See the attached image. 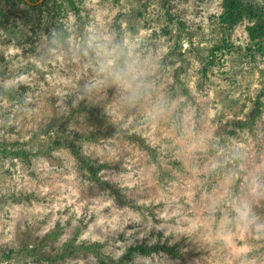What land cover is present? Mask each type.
I'll return each mask as SVG.
<instances>
[{
    "label": "rangeland",
    "instance_id": "rangeland-1",
    "mask_svg": "<svg viewBox=\"0 0 264 264\" xmlns=\"http://www.w3.org/2000/svg\"><path fill=\"white\" fill-rule=\"evenodd\" d=\"M43 1L0 0V150L35 152L0 155V264H99L81 244L118 259L156 241L180 256L133 262L264 264V232L236 215L247 203L264 223V107L253 126L234 125L264 101L256 21L231 25L226 0ZM239 1L264 14V0ZM89 35L133 57L136 98L74 52ZM98 130L76 142L120 196L68 148L42 153Z\"/></svg>",
    "mask_w": 264,
    "mask_h": 264
},
{
    "label": "trees",
    "instance_id": "trees-1",
    "mask_svg": "<svg viewBox=\"0 0 264 264\" xmlns=\"http://www.w3.org/2000/svg\"><path fill=\"white\" fill-rule=\"evenodd\" d=\"M46 1L47 0H44L43 3ZM226 7L228 8V19L231 25H234L243 18L247 17L252 21H256V29H258L260 32L259 36H262L264 34V28L261 31V27H264L263 26L264 14L262 15L260 10H257L252 6H245L239 0H226ZM168 32L169 31H167V33ZM179 39L180 36H177L175 39L176 44ZM178 78H179V74H178ZM184 91L186 93L189 92L188 88H185ZM263 107H264V101L260 100V98L257 97L253 103V108L251 113L249 114V118L247 120H237L234 122V125L237 128H241V129H243L244 127L253 126L256 123V121L261 117L263 113ZM115 130L116 127H111L102 134H109L114 132ZM99 131L100 130L88 135L80 134L76 136V138L74 139H68L65 141H54L53 143L49 144L46 150H44L42 153L44 155H48L52 151L57 150L63 146L68 148L71 154L73 155V157L78 162V164H80L81 166L80 168L87 174L89 181L97 185L99 188L109 191L113 195L115 194L116 196H120L121 195L120 188H118L111 182L102 179L98 174L104 167H106L107 164L106 163L96 164L92 162L87 156L83 154V151L80 149V147L76 142V140H81V139L95 140L97 139L98 134H101V132ZM33 154H35V152L28 153L26 150H23L21 148L15 150H8L4 148L0 150V155L5 158L23 159V158H28L29 155H33ZM47 236L48 238L56 237V233L50 232L47 234ZM102 248H103V243L93 242V243L81 244V247L79 249L81 251L92 253L99 264H135L133 262L134 257L138 255H151L152 253H159V252H164L173 258H178L180 256L178 250L175 248L174 245H169L168 243L159 242V241L153 243L140 242L134 245H130L124 250L123 254L120 257H118V259H115L103 253ZM72 253H73L72 251L67 253L62 252L58 257L60 259H64L66 255Z\"/></svg>",
    "mask_w": 264,
    "mask_h": 264
},
{
    "label": "clouds",
    "instance_id": "clouds-1",
    "mask_svg": "<svg viewBox=\"0 0 264 264\" xmlns=\"http://www.w3.org/2000/svg\"><path fill=\"white\" fill-rule=\"evenodd\" d=\"M74 52L87 57L94 65L93 70L100 74L104 82L111 81L122 86L131 98L138 96L141 87L138 83V69L124 46L100 36L89 35L82 47ZM236 215L241 223L250 225L254 231L264 232V223L253 221L252 209L247 203L237 208Z\"/></svg>",
    "mask_w": 264,
    "mask_h": 264
},
{
    "label": "water",
    "instance_id": "water-1",
    "mask_svg": "<svg viewBox=\"0 0 264 264\" xmlns=\"http://www.w3.org/2000/svg\"><path fill=\"white\" fill-rule=\"evenodd\" d=\"M27 3L31 4V5H38L40 4L43 0H38L37 2H31L29 0H25Z\"/></svg>",
    "mask_w": 264,
    "mask_h": 264
}]
</instances>
